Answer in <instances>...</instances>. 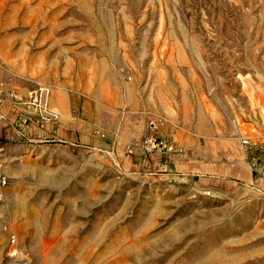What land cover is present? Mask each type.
I'll list each match as a JSON object with an SVG mask.
<instances>
[{"label": "rangeland", "instance_id": "374dc122", "mask_svg": "<svg viewBox=\"0 0 264 264\" xmlns=\"http://www.w3.org/2000/svg\"><path fill=\"white\" fill-rule=\"evenodd\" d=\"M38 84L0 264H264V0H0V90Z\"/></svg>", "mask_w": 264, "mask_h": 264}, {"label": "crops", "instance_id": "0c3cea01", "mask_svg": "<svg viewBox=\"0 0 264 264\" xmlns=\"http://www.w3.org/2000/svg\"><path fill=\"white\" fill-rule=\"evenodd\" d=\"M11 93L13 92L11 91ZM51 102L59 112L62 114L66 113L65 109L67 106V100L65 96L61 95L57 97L56 93H54ZM0 115L3 117V119L0 120V157L6 170L7 165H9L11 162V157H9V155L6 153L5 148L11 144H20V135L14 128L13 123L17 121L18 118H20L21 123L23 121L21 110L13 104L11 94L8 92V90H0ZM58 126L60 127V124ZM53 127V125L33 126L28 124L26 127L22 126L20 131H22L21 133H23L24 136L26 135V137L36 139L41 135L50 132L51 128ZM5 170L3 167L4 174Z\"/></svg>", "mask_w": 264, "mask_h": 264}, {"label": "built area", "instance_id": "2783aa9c", "mask_svg": "<svg viewBox=\"0 0 264 264\" xmlns=\"http://www.w3.org/2000/svg\"><path fill=\"white\" fill-rule=\"evenodd\" d=\"M13 104L17 106L23 115V124L29 122L37 126H45L58 121V115L51 111L49 107V90L41 85H34L26 94L18 96L11 94ZM3 117L0 115V120ZM153 126V125H152ZM147 151L152 152L163 147L161 142L149 138L145 140ZM8 179L3 172V163L0 157V190L4 189Z\"/></svg>", "mask_w": 264, "mask_h": 264}]
</instances>
